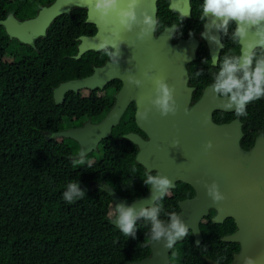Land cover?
<instances>
[{"label": "trees", "instance_id": "trees-1", "mask_svg": "<svg viewBox=\"0 0 264 264\" xmlns=\"http://www.w3.org/2000/svg\"><path fill=\"white\" fill-rule=\"evenodd\" d=\"M158 6L163 8L161 2ZM163 13H158L157 31L170 24L162 22ZM84 19L83 9L58 18L38 41L37 56H23L0 31V264H122L149 255L150 240L145 234L150 225L140 220L135 238L123 235L110 224L114 217L110 197L90 184L106 180L121 189L118 193L126 201L145 194V171L134 162L136 149L122 138L129 131L126 124L116 126L101 142L113 147H99L98 155L92 153L91 158H84V165L75 167L74 159L68 157L78 147H53L55 139L45 138L46 131L53 133L61 115L81 116L95 107L106 112L111 106L110 101L71 100L55 105L52 100V88L60 82L91 73L86 62L89 55L70 58L76 52L74 38L93 27L84 24ZM127 122L133 124L131 114ZM70 182H79L85 191V197L71 204L62 198ZM185 190L190 189L179 185L174 198L159 201L164 207L161 219H166L165 213L177 212L176 200L183 198L180 194ZM225 226L202 227L200 248L207 249L211 240L226 245L213 238V232L216 238L225 233ZM187 241L192 242L190 235L174 247L175 264H207L201 259L189 261L200 248L184 244ZM223 255L210 258L230 263L231 256L221 260Z\"/></svg>", "mask_w": 264, "mask_h": 264}, {"label": "water", "instance_id": "water-1", "mask_svg": "<svg viewBox=\"0 0 264 264\" xmlns=\"http://www.w3.org/2000/svg\"><path fill=\"white\" fill-rule=\"evenodd\" d=\"M157 1L140 0L137 14L147 13L157 20ZM122 7L126 0H122ZM170 9L188 14L189 0H171ZM73 9L87 11L85 23L95 26L93 36H80L77 54L74 60L81 58L88 51L97 52V44L111 30L117 27L115 15L101 18L96 10V0H54L43 7L33 19L20 24L15 21H4L6 34L23 44H29L33 36L45 37L50 25L60 16L69 15ZM188 16V15H187ZM205 30V29H204ZM176 31L174 25L153 33V38L141 42L136 39L135 32L121 33L111 37L114 43L121 45L122 57L118 68L109 62L102 67L94 68L92 75L60 83L53 92L55 104L63 101L68 92L77 93L80 90L102 89L110 81L117 80L121 88L115 94V103L107 115L97 124L85 123L82 127L61 131L47 139H69L76 142L79 152L74 159H80L97 149V145L107 139L113 128L118 126L128 106L135 105L134 121L136 127L146 135L144 140L136 134L128 133L125 138L136 146L138 152L135 161L145 171L158 172L173 181L175 189L177 182L190 186L195 196L178 203L181 219L189 227L198 245L202 241L199 224L208 216L209 210L216 212L212 218L213 224H221L225 219H232L236 231L221 239L224 243L239 245V251L233 255L229 264H243L245 257L256 259L257 264H264V193L259 191L264 185V137H259L251 151L246 152L240 146L242 137L241 125L234 121L227 124H216L212 120L213 112L223 111L217 107L219 101L213 99L211 91L206 89L200 101L191 105L193 88L188 86L187 64L192 62L197 49V41L190 37L172 43ZM218 36V32L213 31ZM213 53L216 45L204 39ZM216 54H212V57ZM151 67L154 77H164L170 87H174V98L177 105L175 116L162 118L153 109L148 113L146 121L138 118V112H143L153 96L154 85L145 80L141 88L128 85L127 75L143 79V72ZM191 114L185 115V110ZM207 121V122H205ZM178 141L177 146L173 142ZM211 141L213 147L205 153L204 146ZM249 165V166H248ZM246 166H248L246 168ZM213 182L219 185L220 192L226 199L213 204L206 194L205 185ZM92 185L96 186L94 182ZM110 197L114 217L110 221L116 227L115 205L125 203L126 207H151V190L139 199L125 201L111 186L98 185ZM118 229V228H117ZM181 240H178L179 242ZM150 255L139 261L122 264H169L171 249L163 248L162 244L148 245ZM207 264L217 262L207 260Z\"/></svg>", "mask_w": 264, "mask_h": 264}, {"label": "clouds", "instance_id": "clouds-1", "mask_svg": "<svg viewBox=\"0 0 264 264\" xmlns=\"http://www.w3.org/2000/svg\"><path fill=\"white\" fill-rule=\"evenodd\" d=\"M139 4L140 0H126V6L122 7V0H96V10L101 18L114 14L117 24L109 36L99 41L97 51L117 68L122 57L121 45L125 41L121 40L117 44L111 37L135 32L136 39L143 42L153 38L156 31L158 21L147 13L138 15ZM198 19L205 29L200 33L202 39H207L219 48H224L221 37H228L233 43L242 45L240 54H232L229 50L222 56L214 55L203 63H211L216 67L208 90L211 91L213 99L219 101L217 107L223 111H234L236 117L246 116L247 105L264 98V0H203L199 5ZM231 25H234V28L230 33ZM214 30L219 32L220 36L214 35ZM249 34L252 39H249ZM189 35L193 36L194 33L190 32ZM151 67L143 72V79L134 75L126 76L127 84L136 88H141L145 80L154 85L153 96L148 101L151 107H145L143 112L139 111L137 114L141 121H146L148 113L153 109L162 118L175 116L177 113L174 87H170L164 77H154ZM200 74L197 73L198 76ZM189 114L191 111L186 109L185 115ZM178 143L174 141L173 146ZM212 147L209 141L204 146L205 153ZM72 163L74 167L84 165V153ZM142 182L151 190V207H141L137 210L135 207H126L125 203L115 205L116 227L128 238H135L138 231L137 222L143 220L146 225H150L145 239L150 240L153 245L162 244L163 248L172 249L178 240H182L189 233V227L181 219V214L172 211L165 213L166 219H161L164 207L159 201H162L173 187V181L158 172H148ZM258 187L259 191L264 193V185ZM205 188L213 204H219L226 199L217 183L206 184ZM66 189L62 198L69 204L85 197V191L81 190L79 182L68 183ZM243 264H257V261L252 257H245Z\"/></svg>", "mask_w": 264, "mask_h": 264}, {"label": "flooded vegetation", "instance_id": "flooded-vegetation-1", "mask_svg": "<svg viewBox=\"0 0 264 264\" xmlns=\"http://www.w3.org/2000/svg\"><path fill=\"white\" fill-rule=\"evenodd\" d=\"M53 1L54 0H0V23H2L4 21H15L17 24H20L26 20L33 19L34 17L37 16V13L40 9H42L43 7L49 6L51 3H53ZM160 2L163 5L162 9H160L158 6V3H160ZM170 2H171V0H158L157 1V21H158V13H159V11L162 10V11H164V13L162 15V22H170V24L161 28L159 31H157V29H158V25H157L155 34H158L162 30L169 28L170 26L174 25L176 27V31L173 35L172 43H176L181 39H188L190 37H193L197 41V49H196L194 60L192 62H190L189 64H187V66H186L187 72H188V78H189L188 86L193 88L191 105H194L195 103L200 101L205 90L208 89L210 83L212 82V74L216 71L215 66H213L211 63H203V61L210 60L212 58V54H216L217 56H222L225 52H228L229 50H231L232 54H240L241 50H242V45L233 43L232 41H230L228 39V37H221L222 43L224 44V48L216 47L214 52L212 53L210 48L208 47L207 42L204 39H202L201 35H200V33L204 31V25L198 19V17H199V5L203 2V0H189L188 16L184 15L185 12H181V11L175 10V9H170L169 8ZM164 6H165V8H164ZM86 14H87V11L85 10L84 24H86L85 23L86 18H87ZM60 17H62V16H60ZM60 17H58V18H60ZM53 23L50 25V27L53 25ZM86 25L93 26L91 24H86ZM0 27H1L0 31H3L5 37L8 38V41L11 44V46L13 48H15L16 50H19L23 56H34V55L37 56V54L40 53V50L37 47L39 45L38 41L41 40L42 38H45L46 36L45 37H39V38H37V36H33V40L29 44H23V43L19 42L18 40H16L15 38H10L6 34L4 26H2L0 24ZM50 27L48 28V30L50 29ZM233 28H234V25H231L230 30H229L230 33H231ZM48 30H47V32H48ZM85 31L89 32V33L85 34V35H80V36H93L96 33L95 26H93L92 28H87V29H85ZM47 32H46V35H47ZM190 32L194 33V35L190 36L189 35ZM80 36L74 38V40L77 41V44L75 46L76 47L75 54L70 56V58H72V59H73V56H75L77 54V46L79 44L78 38ZM218 36H220L219 32H218ZM252 38L253 37L251 36V34H249V39H252ZM85 54L89 55L86 59V62L89 63V67L91 68V73L84 76V77L92 75L94 68L102 67L104 64L109 62L107 57L103 56V54L99 51H97V52L96 51H88ZM85 54H83L81 57H83ZM198 72L201 73L199 76L197 75ZM115 81H117V80L110 81L109 83L104 85L102 89H99V88H94L93 90L86 89V90H80L77 93L68 92L64 95L63 101H61L58 104L54 103L53 92H54V89L62 82H60L56 87L52 88V100H53V103L55 105H63V104H65L66 101H71V100H74L75 102L84 100V101H91V102L96 103V104H104V103H108L110 101L111 106L109 107V109L106 112H104L105 109H103L102 107H95L92 110H90L89 112H87V114H83L81 116H71V117L65 116L64 117L61 115L58 118L59 121H58V124L56 125L53 133L51 131H46V134H45L46 140L51 141L53 139H47V138L51 137L53 134H55L57 132H61V131L80 128L87 122H90L92 124L99 123L107 115L108 111L110 110V108L115 103V97L114 96L118 92V90L121 88V83H120V85H115L114 84ZM246 110H247V115L243 116V117H236L234 111H229V112L215 111V112H213L212 120L216 124H227V123H231L234 121L238 122L241 125V132H242V137L240 140V146L244 151L249 152L253 148L256 140L259 137H264V98L248 104ZM132 111H133V113H132ZM130 114L133 118V124L130 122L129 123L127 122V117L128 116L130 117ZM134 114H135V105L133 103H131L128 106V108L126 109L124 115L122 116V118L119 122V124H126L127 128H129V131L127 133H125L124 135H122V138L126 139L125 135L128 133H132V134H136L139 137H141L142 139L146 140L147 139L146 135L144 133H142L136 127V124L134 121ZM113 129H112V131H113ZM112 131H111V133H112ZM55 141L56 142L53 143L54 144L53 147H78L77 152L70 154L68 158L74 159L73 157L78 154L79 146L76 142L69 140V139H64V138L63 139L62 138L55 139ZM69 141L72 143H70ZM101 142L97 145V149L91 153H95L96 155H98L99 154V147H113V146L103 145ZM73 143H74V145H73ZM126 147H130V146H126ZM133 147H135V149H136V153H135V156H136L138 149L136 148L135 145H133ZM91 153H89L88 155H90ZM88 155H86V156H88ZM74 160H78V159H74ZM134 162L137 165H139L135 161V157H134ZM139 166H141V165H139ZM144 171H145V169H144ZM146 173L147 172L145 171V174ZM150 173L155 174V172H150ZM94 182L96 183V186L102 185V184H106L108 186H111L113 188V190L120 196V194L118 192H120L121 189L119 188V191L116 190L106 180H101L100 182L93 181L90 184L92 185ZM179 185H184L187 188H189L190 190L189 191L185 190V191L181 192L180 196L182 195L183 198L176 200L177 213H179V207H178L179 202H181L183 200H189L195 196V192L190 186H188L182 182H177L175 189L169 190V192L164 196L163 200L174 198L175 194L173 193V191H175ZM92 186H93V188H96V186H94V185H92ZM97 189H101V188H97ZM147 190H148V188H147ZM147 190H146V192H147ZM113 211H114V209H113ZM215 215H216V212L214 210H209L208 216H206L205 218H203L201 220V222L199 224V228H200V232L202 234V241L200 244H198V245L194 244V239H193L190 231H189L188 235L186 237H184L181 241L176 242V244L173 246V248L171 249L170 254H169V264H175V261H176V259L174 260V255H173L174 253H172L174 247L177 246V243H181L183 241H186V239L189 235L192 238V242L187 241L184 244L187 243L189 246H193L196 248H200L202 246V244L204 243V237H203V233H202L201 228L208 226V224L209 225H217V224H213L211 222L212 218L215 217ZM229 221H231L233 226H234V230H232V231H231V229H229L230 228L229 226H231ZM221 225H228V226H225V228H226V229H224L225 233H223L219 238H216V233L213 232V238L218 239V241H220V243H224L221 241V239L225 236H229V235L233 234L236 231V226H235L233 220L230 218L225 219L223 221V223H221ZM150 243H151V241H149L147 243V246ZM208 244L209 245H206L207 249L204 250V249L200 248V250L194 251L192 253V257L189 259V261L190 262H196V261L201 259V260H204L205 262H207V260L217 262V260L211 259L210 256L217 257L218 255H222V254H224V255L221 258V260H223L228 255L231 256V260H232L233 255L239 251V245L238 244L225 243L226 245H222V244L218 245V244H216V241H214V240H213V242H212V240L209 241ZM236 248H237V250H236ZM148 249H149V246H148ZM182 249H184L183 246H182ZM149 255H150V249H149ZM149 255H147L144 258H147ZM183 261L186 262L187 259H184Z\"/></svg>", "mask_w": 264, "mask_h": 264}, {"label": "rangeland", "instance_id": "rangeland-1", "mask_svg": "<svg viewBox=\"0 0 264 264\" xmlns=\"http://www.w3.org/2000/svg\"><path fill=\"white\" fill-rule=\"evenodd\" d=\"M92 154V153H91ZM91 154L90 155H88V156H86V157H88V158H91ZM86 157H84V158H86Z\"/></svg>", "mask_w": 264, "mask_h": 264}, {"label": "bare ground", "instance_id": "bare-ground-1", "mask_svg": "<svg viewBox=\"0 0 264 264\" xmlns=\"http://www.w3.org/2000/svg\"><path fill=\"white\" fill-rule=\"evenodd\" d=\"M226 223V222H225Z\"/></svg>", "mask_w": 264, "mask_h": 264}]
</instances>
